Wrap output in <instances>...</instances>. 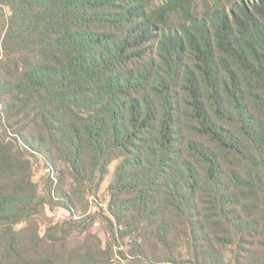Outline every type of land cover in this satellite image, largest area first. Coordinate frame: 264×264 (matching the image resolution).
I'll return each instance as SVG.
<instances>
[{
    "label": "trees",
    "instance_id": "trees-1",
    "mask_svg": "<svg viewBox=\"0 0 264 264\" xmlns=\"http://www.w3.org/2000/svg\"><path fill=\"white\" fill-rule=\"evenodd\" d=\"M117 260L264 264V0H0V264Z\"/></svg>",
    "mask_w": 264,
    "mask_h": 264
},
{
    "label": "rangeland",
    "instance_id": "rangeland-1",
    "mask_svg": "<svg viewBox=\"0 0 264 264\" xmlns=\"http://www.w3.org/2000/svg\"><path fill=\"white\" fill-rule=\"evenodd\" d=\"M114 168H115V164H113L111 166V170L110 173L108 174L106 180L103 182V184L101 185L96 197H89L87 198V201L85 202V204L88 207V212L89 213H95V211H106L107 207H108V203L110 200L109 194H108V186L110 184V182L112 181L113 178V172H114ZM45 175V169L42 167V165L40 164L39 167H37L36 169V173L34 176V180L35 182H37V184L40 187V191L43 192L44 188H45V184H44V177ZM107 212V211H106ZM49 214L51 216H55V217H67L68 212H66L64 209L61 208H56L53 211H49ZM92 231L97 233L98 236L101 238V240L104 242L106 239L105 233H104V227L103 224L100 220H98L92 227ZM83 236H79V237H74L72 239V241H80L83 240ZM122 261L124 260H117L115 263L113 264H123Z\"/></svg>",
    "mask_w": 264,
    "mask_h": 264
}]
</instances>
